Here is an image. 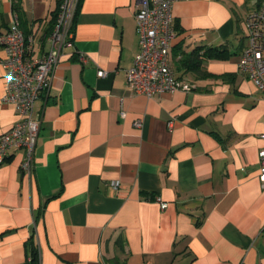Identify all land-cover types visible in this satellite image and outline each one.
Segmentation results:
<instances>
[{"label":"crops","instance_id":"1","mask_svg":"<svg viewBox=\"0 0 264 264\" xmlns=\"http://www.w3.org/2000/svg\"><path fill=\"white\" fill-rule=\"evenodd\" d=\"M60 1L23 0V29L49 33ZM138 2L81 0L35 103L33 171L15 149L0 166V264H25L31 237L40 264H264V92L238 64L260 0L177 1L170 60L189 89L153 96L126 81ZM13 13L0 0V32ZM3 57L0 135L19 118Z\"/></svg>","mask_w":264,"mask_h":264},{"label":"built area","instance_id":"2","mask_svg":"<svg viewBox=\"0 0 264 264\" xmlns=\"http://www.w3.org/2000/svg\"><path fill=\"white\" fill-rule=\"evenodd\" d=\"M180 0H139L135 10L139 33V51L132 65L126 70L128 86L147 96L189 89L176 75L171 65L170 49L176 39L173 6ZM78 0H63L55 24L49 33H27L17 13L5 32H0V48L4 51L1 63L5 69V103L13 104L19 115L14 125L0 135V166L6 162L10 151H22L20 169L31 174L41 120L36 114L35 103L47 93L66 45L72 44V21ZM247 42L239 55V69L248 75L264 92V0L250 10L245 19ZM45 46L46 49L41 52ZM40 51V53L38 52ZM82 62L86 55H80ZM101 76L107 75L100 70ZM172 126V121L169 122ZM264 143V131L260 133ZM261 161L260 182L264 188V144L259 150ZM115 189L119 181H113ZM161 202L162 208L168 206Z\"/></svg>","mask_w":264,"mask_h":264},{"label":"trees","instance_id":"3","mask_svg":"<svg viewBox=\"0 0 264 264\" xmlns=\"http://www.w3.org/2000/svg\"><path fill=\"white\" fill-rule=\"evenodd\" d=\"M13 2V10H14V13H17L19 18H20V21H21V25H22V17H23V0H12ZM63 0L60 1L59 3V6H58V9L53 17V23H52V28L55 24V21H56V17H57V13H58V10L62 4ZM80 2L81 0H78L77 2V7H76V11H75V14H74V17L75 15L77 14V11H78V8H79V5H80ZM51 28V29H52ZM214 51V50H213ZM223 51L221 50H218L215 48V54L216 56L217 55H220ZM28 247H29V257H28V260L25 264H40V258H39V251H38V247H37V244L34 242V239L33 237H31L29 239V243L27 244Z\"/></svg>","mask_w":264,"mask_h":264}]
</instances>
